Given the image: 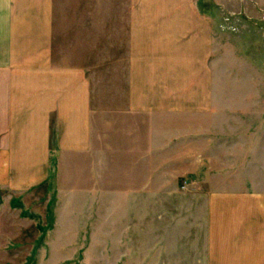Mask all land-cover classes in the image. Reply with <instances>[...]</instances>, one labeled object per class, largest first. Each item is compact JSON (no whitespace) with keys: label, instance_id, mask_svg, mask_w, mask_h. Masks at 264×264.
I'll return each instance as SVG.
<instances>
[{"label":"rangeland","instance_id":"obj_1","mask_svg":"<svg viewBox=\"0 0 264 264\" xmlns=\"http://www.w3.org/2000/svg\"><path fill=\"white\" fill-rule=\"evenodd\" d=\"M177 1L194 17L198 65L151 129L147 116L132 120V144L105 127L100 162L50 145L39 183L0 180V264H210L205 198L264 193V0ZM54 7L56 62L90 65L112 121L125 101L130 0ZM151 168L161 172L149 179Z\"/></svg>","mask_w":264,"mask_h":264},{"label":"crops","instance_id":"obj_2","mask_svg":"<svg viewBox=\"0 0 264 264\" xmlns=\"http://www.w3.org/2000/svg\"><path fill=\"white\" fill-rule=\"evenodd\" d=\"M177 2L130 0L125 101L106 121L90 65L56 62L54 0H0V180L20 176V188L39 183L50 145L84 159L95 153L100 162L105 127L131 144L133 119L149 117L151 129L154 112L167 109L161 99L184 83L186 66L198 65L194 30L186 28L193 15ZM149 145L145 162L154 153ZM160 172L151 168L148 178ZM221 192L204 200L208 262L264 264V193Z\"/></svg>","mask_w":264,"mask_h":264}]
</instances>
